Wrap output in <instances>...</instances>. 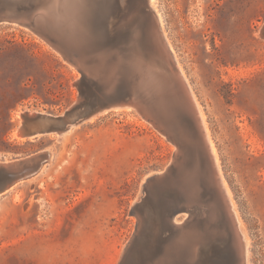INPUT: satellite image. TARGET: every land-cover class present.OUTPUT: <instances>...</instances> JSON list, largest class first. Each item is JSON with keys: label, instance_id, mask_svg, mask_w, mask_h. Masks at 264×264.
Instances as JSON below:
<instances>
[{"label": "rangeland", "instance_id": "1", "mask_svg": "<svg viewBox=\"0 0 264 264\" xmlns=\"http://www.w3.org/2000/svg\"><path fill=\"white\" fill-rule=\"evenodd\" d=\"M133 1L88 4L93 14H147L130 12ZM151 3L205 114L249 239L248 264H264V0ZM81 78L39 35L0 24V164L51 154L37 175L0 193V264H119L137 229L132 210L146 179L173 160L176 146L130 109L63 135L14 136L20 114L70 109ZM153 199L162 211V199ZM220 251L212 248L202 264H240L237 253Z\"/></svg>", "mask_w": 264, "mask_h": 264}, {"label": "water", "instance_id": "2", "mask_svg": "<svg viewBox=\"0 0 264 264\" xmlns=\"http://www.w3.org/2000/svg\"><path fill=\"white\" fill-rule=\"evenodd\" d=\"M47 4L48 0H0V24L26 26L82 74L77 83L81 92L78 101L61 116L26 117L27 138L63 134L94 117L127 108L176 146L170 165L146 179L143 196L133 205L138 225L119 264H149L150 258L161 252L164 240L176 233L173 218L181 213L189 214L182 223L192 222L210 236L202 244L207 254L212 248L237 253L239 241L217 168L193 142L199 138V123L190 90L176 71L175 58L162 42L155 18L147 14H83L87 46L79 48L64 38L65 31L37 18ZM131 9L140 7L133 2ZM261 35L264 38V27ZM151 82L156 83V89ZM50 157L49 152H38L0 164V193L37 175ZM169 177L177 182L168 184ZM152 191L167 194L161 212L153 203ZM162 213L168 215V222Z\"/></svg>", "mask_w": 264, "mask_h": 264}, {"label": "bare ground", "instance_id": "3", "mask_svg": "<svg viewBox=\"0 0 264 264\" xmlns=\"http://www.w3.org/2000/svg\"><path fill=\"white\" fill-rule=\"evenodd\" d=\"M140 2L142 5L140 7V10L141 8L146 10L145 12L147 13V15L148 16L151 15L152 17H154L157 23L159 24V27L161 29L162 42L167 47L168 51L174 56L176 71L182 76V78L188 85V89L190 90V93L192 96V102L194 103V107H195L196 119L199 123L197 124L199 125V138L197 137L196 139L193 138V142H195L198 150L199 149L202 150L205 156H208V158L210 157L213 160L217 168L219 179L221 182V187L228 200L229 215L232 218L234 232L237 235L236 239L237 241H239L236 244V252L240 258V264H248L249 245H250L249 239L246 235V230L243 227V222L239 216L238 210L236 209V204L234 202L231 190L228 187L227 182L222 174L216 148L214 146L213 141L211 140L210 132L207 128V122H206L205 114L202 111V106L190 85V81L184 69L182 68V66L179 63V60L177 59V55L171 43L169 42L166 33L163 32L162 20H161L160 15L155 11L151 3V0H143V1L140 0ZM47 5L48 6L44 7L43 9L40 8L39 13L37 14V18H40L43 22H48V23L51 22V24H53L54 27H57L56 29L58 31L60 30L65 31L66 35L64 38L68 39L71 43H73V45L79 48H82V46H85L87 44L86 43L87 38L83 34V29H82L83 21H84L83 14H93L94 6L92 5H91L92 7L89 6L88 0H48ZM70 13L72 14L70 15ZM64 14H69L67 15L68 17L67 19ZM65 20H67V22ZM21 27L26 28V26H21ZM73 34H75L74 37H73ZM138 61L141 63V66L145 64L143 58H141L140 56L138 57ZM151 84H153L152 87L153 88L155 87L154 89H156L157 87L156 83L151 82ZM161 90L162 89L159 88L158 93H160ZM120 110L128 111L129 109L120 108V109H115L113 111H120ZM104 114H107V113H104ZM34 115H37V114L26 113L23 115L22 114L19 115L21 118L20 128L18 127L19 129L15 131L16 133H14V136L17 139L19 140L28 139L27 133L25 132L23 125H24V121L26 117H31ZM41 115H44V114H41ZM46 116H48V114ZM97 117L92 118L90 121H93ZM63 134H58V135H63ZM32 138L33 137H31L30 139ZM166 180H168L167 181L169 182L168 184H171V185H174L177 182V179L172 178V177H169ZM165 181H162V182H165ZM161 188H164V187L161 185ZM152 193L154 197H160L163 200H164V197L167 195L166 193H163L162 191H152ZM163 200L161 203H163ZM153 201H154L153 203H155V200ZM175 218L176 217L173 218L174 219L173 223L176 227L175 230H177L176 233L172 232L170 234L169 240L168 239L164 240V245L161 249V252L158 253L156 256L150 258V260L148 261L149 264H171L172 262L180 263V264H201L202 263V259H204V256L207 254L205 249L202 247V244H205L206 241L208 242L209 239H211L210 236L208 234H205L202 228H195V227H200V226H195L194 223L192 222H190L189 225L187 224L185 225L184 223L180 224V223L175 222ZM210 218L211 217H209V222H210ZM163 219H164V216H163ZM204 219L206 220V216L204 217ZM190 220H192L191 217H190ZM202 225H207V224L202 223ZM223 262H226V260H224Z\"/></svg>", "mask_w": 264, "mask_h": 264}]
</instances>
